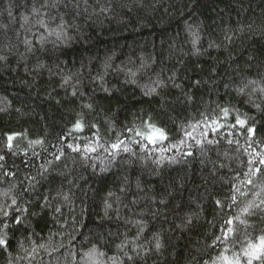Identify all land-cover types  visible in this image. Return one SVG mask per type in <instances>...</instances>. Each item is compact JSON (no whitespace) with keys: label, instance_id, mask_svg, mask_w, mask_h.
Segmentation results:
<instances>
[{"label":"trees","instance_id":"trees-1","mask_svg":"<svg viewBox=\"0 0 264 264\" xmlns=\"http://www.w3.org/2000/svg\"><path fill=\"white\" fill-rule=\"evenodd\" d=\"M0 264H264V0H0Z\"/></svg>","mask_w":264,"mask_h":264},{"label":"rangeland","instance_id":"rangeland-1","mask_svg":"<svg viewBox=\"0 0 264 264\" xmlns=\"http://www.w3.org/2000/svg\"><path fill=\"white\" fill-rule=\"evenodd\" d=\"M144 137L151 143H155L161 141L165 137V135L156 127H148L147 129H145Z\"/></svg>","mask_w":264,"mask_h":264}]
</instances>
